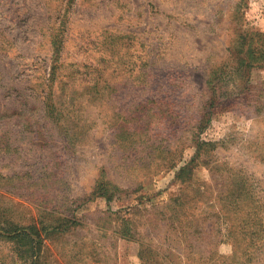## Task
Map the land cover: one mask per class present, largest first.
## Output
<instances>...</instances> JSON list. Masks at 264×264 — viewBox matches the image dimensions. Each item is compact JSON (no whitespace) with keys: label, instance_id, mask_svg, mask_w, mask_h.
<instances>
[{"label":"rangeland","instance_id":"rangeland-1","mask_svg":"<svg viewBox=\"0 0 264 264\" xmlns=\"http://www.w3.org/2000/svg\"><path fill=\"white\" fill-rule=\"evenodd\" d=\"M239 29L264 0H0V264H264Z\"/></svg>","mask_w":264,"mask_h":264},{"label":"trees","instance_id":"trees-1","mask_svg":"<svg viewBox=\"0 0 264 264\" xmlns=\"http://www.w3.org/2000/svg\"><path fill=\"white\" fill-rule=\"evenodd\" d=\"M264 38V36H263ZM264 41V39H263ZM246 43V40L243 36V32L238 31V35H237V45H238V48L236 50V53H235V56H236V59L238 60V58L240 57V55L244 54L245 55V58H242V60L245 62V78L249 76V72L252 68L254 67H257V66H260L258 65L260 62L264 64V50L262 49V47L264 46V42H263V45L262 47L257 50V53L254 49H251L250 45H248V48L246 49V51H242V48L244 47V44ZM216 105H218V102H217V98L215 99H212V101L209 102V105L207 106V111L205 112V115H204V120L206 123L209 122V109L215 107ZM200 145L201 143H197V148H200ZM191 163V161L189 162V164ZM101 195L103 197H105V199L107 201H110V195H107V191L106 192H103L101 193Z\"/></svg>","mask_w":264,"mask_h":264}]
</instances>
